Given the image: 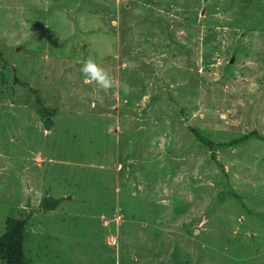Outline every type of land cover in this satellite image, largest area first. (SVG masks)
Here are the masks:
<instances>
[{
	"label": "rangeland",
	"instance_id": "obj_1",
	"mask_svg": "<svg viewBox=\"0 0 264 264\" xmlns=\"http://www.w3.org/2000/svg\"><path fill=\"white\" fill-rule=\"evenodd\" d=\"M8 217L29 264H264V0H0Z\"/></svg>",
	"mask_w": 264,
	"mask_h": 264
},
{
	"label": "trees",
	"instance_id": "obj_2",
	"mask_svg": "<svg viewBox=\"0 0 264 264\" xmlns=\"http://www.w3.org/2000/svg\"><path fill=\"white\" fill-rule=\"evenodd\" d=\"M31 91H35L32 89ZM40 102V101H39ZM42 117L48 127H51L56 108L41 107ZM204 143L213 148L215 143L207 141L198 135ZM228 143H222L226 145ZM219 145V144H218ZM64 198H50L43 204L46 211L56 209ZM29 223V217L15 218L8 217L5 222V232L0 236V264H29L25 253V234Z\"/></svg>",
	"mask_w": 264,
	"mask_h": 264
},
{
	"label": "crops",
	"instance_id": "obj_3",
	"mask_svg": "<svg viewBox=\"0 0 264 264\" xmlns=\"http://www.w3.org/2000/svg\"><path fill=\"white\" fill-rule=\"evenodd\" d=\"M50 211H52V210H50ZM26 253V252H25Z\"/></svg>",
	"mask_w": 264,
	"mask_h": 264
}]
</instances>
